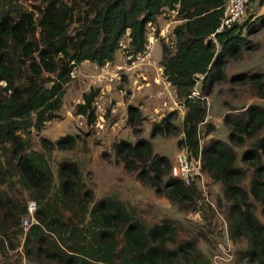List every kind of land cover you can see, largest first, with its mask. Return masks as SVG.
I'll return each mask as SVG.
<instances>
[{
  "label": "trees",
  "instance_id": "obj_1",
  "mask_svg": "<svg viewBox=\"0 0 264 264\" xmlns=\"http://www.w3.org/2000/svg\"><path fill=\"white\" fill-rule=\"evenodd\" d=\"M11 2L5 0L0 9V82L5 83L0 87L5 92L0 93V235L8 241L15 232L24 235L30 264H210L194 237H178L174 220L150 224L114 193L94 201L75 162L62 161L54 172L51 151L73 147L72 134L54 142L41 137L40 150L28 135L53 118L49 111L59 109L74 67L85 60L97 66L113 61L126 32L129 54L142 53L148 25L167 10L176 11L180 22L172 30L173 45L162 46L160 62L184 106L181 127L169 113L151 126L150 138L138 136L143 115L130 104L126 123L137 139L114 142L115 160L179 211H198L201 222H192L191 230L196 225L215 228V211L203 201L199 185L204 177L220 183L229 239L246 241L236 252L235 264H264V222L254 213L258 206L264 217V107L251 105L224 115L228 142L211 138L202 144L199 136L207 115L203 95L214 81L224 79L226 59L250 47L242 38L240 21L217 31L224 0H42L37 21ZM42 71L51 77L36 80ZM200 77V92L193 95ZM235 78H249L260 95L264 92L261 73ZM97 95L98 88H92L75 106L86 124L95 121ZM179 132L189 160L200 159L199 174L189 184L172 175L170 159L156 153L151 140ZM236 148H244L241 156ZM241 162L252 168L248 189L240 184L245 178ZM26 194L37 208L34 221L23 231L22 221L29 215Z\"/></svg>",
  "mask_w": 264,
  "mask_h": 264
},
{
  "label": "rangeland",
  "instance_id": "obj_2",
  "mask_svg": "<svg viewBox=\"0 0 264 264\" xmlns=\"http://www.w3.org/2000/svg\"><path fill=\"white\" fill-rule=\"evenodd\" d=\"M4 1L0 0V9L4 7ZM11 1L23 11L32 13L34 21L38 20V9L43 7L42 0ZM263 2L264 0H249L247 11L240 19V23L243 24L242 38L249 42L250 47L244 46L239 54L226 59L224 79L214 81L208 94L203 95L207 115L199 127L202 144L211 138L228 142L227 128L223 122V117L227 113L238 114L251 105L264 107V92L260 95L249 78L247 80L235 78L243 74L250 76L261 73L264 82ZM179 22L176 11L166 10L158 16L155 24L148 25L147 44L142 53L129 54V37L126 32L113 61L97 66L85 60L74 67L70 81L64 85L59 109L49 111L53 118L45 121L40 130L30 129L28 135L34 148L40 150L41 137L54 142L72 134L75 142L73 147L68 149L55 147L51 151L49 160L54 172L57 164L62 161L75 162L79 166L81 181L93 190L94 201L106 194L114 193L120 200L135 207L141 218L150 224L164 218L174 220L179 228L178 237L180 239L194 237L203 257L210 264H214V256L220 253L219 244L232 256L227 264H235L236 252L245 248L246 241L233 242L229 239L227 224L222 214L226 200L222 195L220 183L204 177L199 185L203 201L211 204L215 211L213 215L215 228H198L196 225V229L191 230L188 227H191L192 222H201L200 213L179 211L175 205L158 195L153 187L143 185L134 172H128L121 161L115 160L112 150L114 142L124 139L134 143L137 139L136 132L126 123L127 107L130 104L138 106L143 115L140 125L142 131L138 136L150 138L151 126L169 113H172L175 124L181 127L184 106L164 75L160 62L163 55L162 46L173 45L172 30ZM35 35L38 36V31ZM50 77L51 75L42 71L36 80H47ZM201 81L202 77L197 81L193 95L200 92ZM45 84L49 85L50 82L47 81ZM4 85L5 83L1 81L0 87ZM92 88H98V95L93 103L96 118L94 123L86 124L84 117L75 113V106L82 102V94ZM0 93L4 95L5 92L0 88ZM22 136L27 135L22 133ZM181 138V132L176 136L156 135L151 139L153 149L158 154L167 155L173 165L176 154L186 152L180 143ZM243 149L236 148L238 156H241ZM261 158L264 163V154ZM240 166L245 171V178L240 184L248 189L252 168L245 162H241ZM19 193L22 198L25 197L23 190L19 189ZM28 199L30 197L26 194L25 202ZM201 202L202 200H199L198 205ZM254 213L264 222L258 206L254 208ZM29 219L31 223L34 221V218ZM0 236L4 238L3 240L0 238L3 241L0 245V264H30L24 255V235L15 232L10 235L11 241L3 235Z\"/></svg>",
  "mask_w": 264,
  "mask_h": 264
},
{
  "label": "built area",
  "instance_id": "obj_3",
  "mask_svg": "<svg viewBox=\"0 0 264 264\" xmlns=\"http://www.w3.org/2000/svg\"><path fill=\"white\" fill-rule=\"evenodd\" d=\"M249 0H224L222 5V14L220 18V24L217 31L230 28L231 25L237 21H240L245 15L246 6ZM195 92L193 91L192 94ZM200 159L189 160L187 153L178 152L175 156V163L171 167L173 176L179 177L185 183L189 184L190 180L199 174ZM26 209L28 216L23 219L22 226L27 230L33 219L34 212L36 210L35 200L29 199L26 202ZM220 253L214 256V264H227L232 259V256L228 254L225 248L219 244Z\"/></svg>",
  "mask_w": 264,
  "mask_h": 264
}]
</instances>
